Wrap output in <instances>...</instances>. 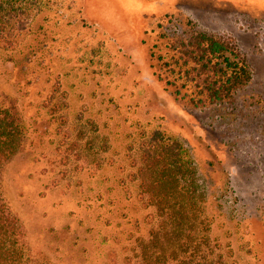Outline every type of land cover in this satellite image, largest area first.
I'll return each instance as SVG.
<instances>
[{
  "label": "rangeland",
  "instance_id": "1",
  "mask_svg": "<svg viewBox=\"0 0 264 264\" xmlns=\"http://www.w3.org/2000/svg\"><path fill=\"white\" fill-rule=\"evenodd\" d=\"M186 28L246 57L252 80L231 102L192 108L165 89L151 55L164 31ZM0 95L28 129L2 189L33 252L108 264L149 243L153 208L133 158L141 133L159 129L187 147L207 197L213 246L201 257L264 264V0H49L13 41L0 38ZM80 125L77 148L64 132Z\"/></svg>",
  "mask_w": 264,
  "mask_h": 264
},
{
  "label": "trees",
  "instance_id": "2",
  "mask_svg": "<svg viewBox=\"0 0 264 264\" xmlns=\"http://www.w3.org/2000/svg\"><path fill=\"white\" fill-rule=\"evenodd\" d=\"M48 4L49 0H0V38L13 41ZM161 37L166 40L165 49L152 53V66L165 89L188 107L231 102L252 80L249 62L228 38L193 28L164 31ZM64 106L60 100L53 110ZM89 124L95 133L97 126L92 121ZM72 131H76L73 146L78 148L87 132L82 125L73 130L67 127L65 137ZM28 139L17 105L0 95V264H52L45 254L33 252L26 228L2 189L6 165L26 149ZM96 160L101 161L100 154ZM133 166L142 200L153 208L149 220L152 240L143 245L144 238L138 239V253L122 262L113 256L108 264H224L199 253L212 249L211 226L207 197L184 143L159 129L143 131Z\"/></svg>",
  "mask_w": 264,
  "mask_h": 264
}]
</instances>
